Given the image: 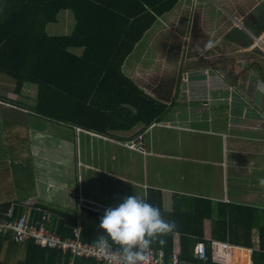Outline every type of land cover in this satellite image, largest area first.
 I'll list each match as a JSON object with an SVG mask.
<instances>
[{
	"label": "crops",
	"instance_id": "1",
	"mask_svg": "<svg viewBox=\"0 0 264 264\" xmlns=\"http://www.w3.org/2000/svg\"><path fill=\"white\" fill-rule=\"evenodd\" d=\"M72 19L65 12L59 29L48 33L70 34ZM145 35L142 60H131ZM144 36L122 72L166 107L148 127L139 122L107 135L69 127L30 111L35 85L24 84L5 96L0 87L3 208L32 201L68 213L87 208L103 215L126 196L150 203L160 191L166 210L171 209L170 196L177 194L264 211V185L259 183L264 178V0H179ZM2 80L14 85L6 76ZM29 87L34 97L28 99ZM57 127L63 128L64 139ZM203 234L211 240L210 220L204 221ZM3 241L2 264L24 258L23 250H6L8 241ZM251 243V248L234 247L246 250L247 259L253 251L254 264L257 229Z\"/></svg>",
	"mask_w": 264,
	"mask_h": 264
},
{
	"label": "trees",
	"instance_id": "2",
	"mask_svg": "<svg viewBox=\"0 0 264 264\" xmlns=\"http://www.w3.org/2000/svg\"><path fill=\"white\" fill-rule=\"evenodd\" d=\"M178 2L0 0V75L14 82L16 92L24 84L36 86L30 111L42 119L101 135L128 130L139 122L148 127L158 121L166 107L128 79L122 65L146 31ZM65 12L73 18L72 32L49 34L47 26L57 23ZM76 49L80 51L74 53ZM161 195L160 191L154 192L150 203L166 220H174L177 228L163 236V245L154 241L149 247L162 250L166 261L176 252L181 261L201 264L194 258L193 246L203 241L209 255L211 241L203 234L207 219L211 222V240L233 245V263L247 264V251L234 246L251 248L252 230L257 229L259 249L253 253V263L264 264L263 210L177 194L170 196L171 209L166 210ZM41 208L59 215L56 232L61 237L71 236L72 229L80 226L81 237L93 243L103 231L98 226L102 214L93 210L81 208L77 213H68L48 206ZM3 242L0 239V255ZM110 243L119 250L118 244ZM18 248L24 251V258L17 264H100L43 249L33 242L21 245L8 241L6 250Z\"/></svg>",
	"mask_w": 264,
	"mask_h": 264
},
{
	"label": "built area",
	"instance_id": "3",
	"mask_svg": "<svg viewBox=\"0 0 264 264\" xmlns=\"http://www.w3.org/2000/svg\"><path fill=\"white\" fill-rule=\"evenodd\" d=\"M128 145L130 148H134L136 142L130 140ZM137 149L144 151L140 144ZM59 220L60 217L57 214L43 210L36 202H11L6 209L0 204V239L21 245L33 242L43 249L56 250L63 254L69 253L72 258L92 259L100 264H122L120 251L113 244L109 242V250L101 254L93 243L81 237L79 226L72 229L71 236L61 237L56 232ZM210 241L209 255L207 246L203 241L195 242L193 246L195 259L201 264H236L230 260L232 245ZM252 252L249 253V264H251ZM143 257L144 259L140 264H190L181 261L176 252H173L166 261L162 250H154L151 247L143 250Z\"/></svg>",
	"mask_w": 264,
	"mask_h": 264
},
{
	"label": "clouds",
	"instance_id": "4",
	"mask_svg": "<svg viewBox=\"0 0 264 264\" xmlns=\"http://www.w3.org/2000/svg\"><path fill=\"white\" fill-rule=\"evenodd\" d=\"M259 183L264 185V178ZM98 226L103 231L93 242L94 247L103 254L109 250L110 241L118 244L122 264H140L144 249L154 241L163 245V236L177 228L176 222L166 220L157 206L136 195L106 208Z\"/></svg>",
	"mask_w": 264,
	"mask_h": 264
},
{
	"label": "rangeland",
	"instance_id": "5",
	"mask_svg": "<svg viewBox=\"0 0 264 264\" xmlns=\"http://www.w3.org/2000/svg\"><path fill=\"white\" fill-rule=\"evenodd\" d=\"M211 5V3L210 4H207V6L211 9L212 7L210 6ZM64 17L65 16H63V19H64ZM68 18V17H67ZM72 21H73V19H72ZM72 21H71V23H72ZM73 23H74V21H73ZM73 23H72V25H73ZM59 21L56 23V24H49L48 26H47V31L48 32H52V31H56V30H58L59 29ZM68 25V24H67ZM51 28V29H50ZM50 29V30H49ZM54 33H57V32H54ZM161 33H162V31L161 30H159V32L157 31V37L158 38H160L161 36H164V35H161ZM171 34V33H170ZM236 36H237V33H236ZM168 37H171L170 35H168ZM170 39V41H173V42H175L176 40H175V38H169ZM145 41H147V36L145 35L144 36V39L142 40V42L140 43V45L137 47V48H135V50H134V52L132 53V55H131V60H134V59H140V60H142V58H140L139 57V54H140V46L141 45H143L144 43H145ZM160 43V39H159V41H158V44ZM262 47V46H261ZM157 49L158 50H160V48H159V46H157ZM259 56H260V54H259ZM0 76H3V75H0ZM8 79H10V78H8ZM11 80V79H10ZM0 87L1 88H3L2 90H3V95L5 96V95H10V93H12L13 92V89H14V85L12 84L11 85V83H9V81L7 82V80H2V81H0ZM6 91H8L9 93L7 94V92ZM25 93L27 94V98L29 99V98H33L34 97V88H32V87H29V88H27L26 90H25ZM11 98V97H10ZM24 102H27L28 103V101L27 100H24ZM5 105H7V104H3L1 107H5ZM44 127H47V125H44ZM53 126L51 125L50 126V128H52ZM57 133L58 134H64L63 135V139H64V137H66V135H65V132L63 131V128L62 127H57ZM12 131V130H11ZM10 133H12V132H10ZM52 140H54V138H52ZM62 143H64L65 144V142L63 141ZM61 147V146H60ZM65 147H67V146H65ZM64 147V148H65ZM46 148H48V147H46ZM5 153V155H9V154H7L8 152L7 151H5L4 152ZM47 154V153H46ZM48 155V154H47ZM41 166H44V164H42ZM4 251H6V250H4ZM1 257L0 258H2V254L0 255Z\"/></svg>",
	"mask_w": 264,
	"mask_h": 264
},
{
	"label": "bare ground",
	"instance_id": "6",
	"mask_svg": "<svg viewBox=\"0 0 264 264\" xmlns=\"http://www.w3.org/2000/svg\"><path fill=\"white\" fill-rule=\"evenodd\" d=\"M259 44V43H258Z\"/></svg>",
	"mask_w": 264,
	"mask_h": 264
}]
</instances>
